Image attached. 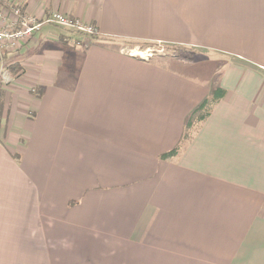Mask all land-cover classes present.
Instances as JSON below:
<instances>
[{
  "label": "crops",
  "instance_id": "0c3cea01",
  "mask_svg": "<svg viewBox=\"0 0 264 264\" xmlns=\"http://www.w3.org/2000/svg\"><path fill=\"white\" fill-rule=\"evenodd\" d=\"M8 1L98 35L45 25L2 55L21 71L0 133V264H264V0ZM113 41L186 47L214 75Z\"/></svg>",
  "mask_w": 264,
  "mask_h": 264
},
{
  "label": "built area",
  "instance_id": "2783aa9c",
  "mask_svg": "<svg viewBox=\"0 0 264 264\" xmlns=\"http://www.w3.org/2000/svg\"><path fill=\"white\" fill-rule=\"evenodd\" d=\"M45 25L54 26L82 36H97V29L78 19H73L60 12H52L44 17H37L24 10L22 5L0 0V61L4 52L18 50ZM13 77L7 68H1L0 82L7 88L12 86Z\"/></svg>",
  "mask_w": 264,
  "mask_h": 264
},
{
  "label": "trees",
  "instance_id": "16d2710c",
  "mask_svg": "<svg viewBox=\"0 0 264 264\" xmlns=\"http://www.w3.org/2000/svg\"><path fill=\"white\" fill-rule=\"evenodd\" d=\"M94 39H97L96 36H90ZM150 44V43H146ZM152 44V43H151ZM173 50H189L186 47L182 46H175V45H167ZM7 70L9 71V74L13 77V79H16L20 76V67L17 65L8 66ZM6 88L1 84L0 82V133H3L5 131V124L3 120V112H4V101L6 96ZM35 92V91H34ZM225 96V91L221 88H214L211 92L208 98H206L202 103L190 114L188 117L186 124H185V131L182 136V141L189 139L190 135L192 134V129L198 125L204 122L210 113L212 112V109L216 106V104L223 99ZM180 151V145L176 146L171 151L161 155L162 160H170L171 158L175 157ZM18 159V157L16 158Z\"/></svg>",
  "mask_w": 264,
  "mask_h": 264
},
{
  "label": "rangeland",
  "instance_id": "374dc122",
  "mask_svg": "<svg viewBox=\"0 0 264 264\" xmlns=\"http://www.w3.org/2000/svg\"><path fill=\"white\" fill-rule=\"evenodd\" d=\"M54 27V26H53ZM90 37V36H88ZM118 44L120 47H126L128 49L133 50L135 53L139 55H143L145 57H158V56H176L177 58H183L185 60H195L194 65L191 68L186 69L187 72L191 73L192 68L194 71H198L201 77H213L214 75V66L212 67L208 60H204L203 56L194 50H173L167 45L161 44H146L140 42H125V41H113ZM201 64H198V63ZM1 73V68H0ZM219 74V73H218ZM216 74V76L218 75ZM9 89L7 87L5 90Z\"/></svg>",
  "mask_w": 264,
  "mask_h": 264
}]
</instances>
